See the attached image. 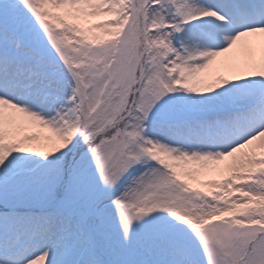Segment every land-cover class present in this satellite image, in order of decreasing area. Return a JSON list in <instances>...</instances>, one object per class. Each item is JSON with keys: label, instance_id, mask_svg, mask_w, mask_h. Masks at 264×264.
I'll use <instances>...</instances> for the list:
<instances>
[{"label": "snow or ice", "instance_id": "obj_1", "mask_svg": "<svg viewBox=\"0 0 264 264\" xmlns=\"http://www.w3.org/2000/svg\"><path fill=\"white\" fill-rule=\"evenodd\" d=\"M0 264H264V0H0Z\"/></svg>", "mask_w": 264, "mask_h": 264}]
</instances>
